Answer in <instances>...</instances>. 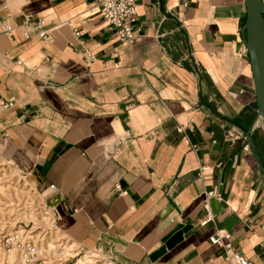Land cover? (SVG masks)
I'll return each instance as SVG.
<instances>
[{
	"label": "crops",
	"instance_id": "1",
	"mask_svg": "<svg viewBox=\"0 0 264 264\" xmlns=\"http://www.w3.org/2000/svg\"><path fill=\"white\" fill-rule=\"evenodd\" d=\"M137 13V36L123 43L95 0H0V21L15 26L0 33V100H17L0 113V153L49 192L78 245L121 264H231L209 240L217 230L264 264L245 0H137ZM27 16L50 37L25 38Z\"/></svg>",
	"mask_w": 264,
	"mask_h": 264
},
{
	"label": "rangeland",
	"instance_id": "2",
	"mask_svg": "<svg viewBox=\"0 0 264 264\" xmlns=\"http://www.w3.org/2000/svg\"><path fill=\"white\" fill-rule=\"evenodd\" d=\"M256 136L264 141L263 120L256 130ZM8 155L0 153V255L8 251L10 245L6 246V239L14 231L34 228L30 232H35L36 237L39 231L46 228L47 235L41 234L38 240L41 242L40 251L50 264H74L78 260L79 263L90 250L99 256L94 264H121L96 248L81 250V245L55 221L48 204L49 192L33 183L28 172L18 167Z\"/></svg>",
	"mask_w": 264,
	"mask_h": 264
},
{
	"label": "built area",
	"instance_id": "3",
	"mask_svg": "<svg viewBox=\"0 0 264 264\" xmlns=\"http://www.w3.org/2000/svg\"><path fill=\"white\" fill-rule=\"evenodd\" d=\"M97 6L105 19L110 25L113 26L119 41L123 43L134 42L137 36V29L135 23L137 21V0H95ZM7 5H5L6 7ZM46 23L43 18L34 19L31 16L24 18L21 26L23 29V34L25 38H29L33 31H36L39 36L44 39L50 37L49 30L45 27ZM15 26L8 22L0 21V33H5L12 35ZM78 34V33H77ZM88 58H93L92 54H87ZM21 63V61H19ZM17 104V100L14 96H11L7 99L0 100V113L7 111L13 108ZM179 132H184L185 128L183 126H178ZM236 130L230 128L226 132V137L232 142L235 140ZM216 140H214L215 142ZM194 149H197L196 145H193ZM246 148L251 149L249 143H247ZM210 166H202L200 168V174L202 175L205 170L209 169ZM48 189L54 190L55 185H51ZM218 196L215 190L208 192V197ZM221 198V197H220ZM205 206H207V199L204 201ZM208 208V207H207ZM213 219V215L208 209L207 217L201 222V225H206ZM57 227V226H55ZM34 228L29 230L23 229L22 232L14 231L9 235V238L6 239V246H9V249L5 253L0 255V264H50L48 258H45L44 255L40 253L41 242L38 240V236L41 234L47 235L48 229L45 228V231H39L35 237V232H30ZM51 229V228H50ZM50 231V230H49ZM209 240L212 244L222 246L225 252V258L231 264H248L247 258L236 249L231 241L228 240V235L223 234L222 230H217L215 233L210 235ZM81 250H89L90 248L80 246ZM11 253L15 254L13 261L9 259ZM79 254V253H78ZM7 255V256H6ZM79 261V260H78ZM75 262L74 264H79ZM66 262V261H64ZM58 264H63L60 262Z\"/></svg>",
	"mask_w": 264,
	"mask_h": 264
},
{
	"label": "water",
	"instance_id": "4",
	"mask_svg": "<svg viewBox=\"0 0 264 264\" xmlns=\"http://www.w3.org/2000/svg\"><path fill=\"white\" fill-rule=\"evenodd\" d=\"M245 3L247 6V19L244 25L246 45L250 52L258 113L264 122V0H245ZM246 135L257 163L264 173V158L259 153L251 130L246 131ZM190 228V225H186L175 232L160 248L150 254L151 260L158 259L168 249L174 247Z\"/></svg>",
	"mask_w": 264,
	"mask_h": 264
},
{
	"label": "bare ground",
	"instance_id": "5",
	"mask_svg": "<svg viewBox=\"0 0 264 264\" xmlns=\"http://www.w3.org/2000/svg\"><path fill=\"white\" fill-rule=\"evenodd\" d=\"M73 248H75V246L71 247V250ZM40 253L43 255V253L41 251H40ZM98 257L99 256L96 253H94L92 251H88L87 255L85 257H83V259L79 263L80 264H94L95 260L98 259ZM14 258H15V254L11 253L9 256V259L12 260Z\"/></svg>",
	"mask_w": 264,
	"mask_h": 264
},
{
	"label": "trees",
	"instance_id": "6",
	"mask_svg": "<svg viewBox=\"0 0 264 264\" xmlns=\"http://www.w3.org/2000/svg\"><path fill=\"white\" fill-rule=\"evenodd\" d=\"M253 138L258 147L260 155L264 158V141H262L261 138H258L257 136H253Z\"/></svg>",
	"mask_w": 264,
	"mask_h": 264
}]
</instances>
